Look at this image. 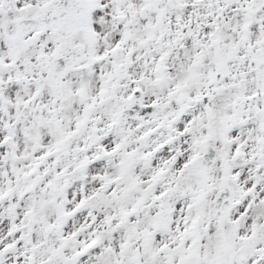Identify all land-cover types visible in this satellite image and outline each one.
I'll use <instances>...</instances> for the list:
<instances>
[{
  "label": "snow or ice",
  "instance_id": "6c2138e0",
  "mask_svg": "<svg viewBox=\"0 0 264 264\" xmlns=\"http://www.w3.org/2000/svg\"><path fill=\"white\" fill-rule=\"evenodd\" d=\"M0 264H264V0H0Z\"/></svg>",
  "mask_w": 264,
  "mask_h": 264
}]
</instances>
